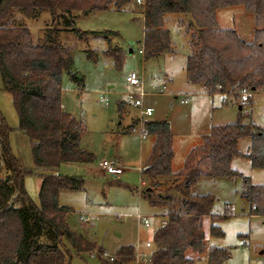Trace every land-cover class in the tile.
Wrapping results in <instances>:
<instances>
[{"label": "trees", "instance_id": "16d2710c", "mask_svg": "<svg viewBox=\"0 0 264 264\" xmlns=\"http://www.w3.org/2000/svg\"><path fill=\"white\" fill-rule=\"evenodd\" d=\"M132 1L0 0V79L12 97L17 131L28 138L33 162V168L26 169L13 156L8 142L12 130L0 115V264H70L72 255L85 254H96L103 264L135 261L132 245H122L111 260L104 259L102 248L66 223L72 209L59 205V193L81 190L83 180L60 175L58 168L63 163H92L95 156L81 146L86 131L83 123L65 112L61 104V76L71 66L68 50L51 33L34 42L23 24L24 18H37L47 11L55 31L99 35L74 29L77 17L109 9L120 11ZM137 7L143 18L145 59L173 52L169 30L164 27L168 15L189 16L188 81L202 86L207 94L240 98L246 90L249 96L241 102L251 103V95L264 84V0H144ZM234 7H242L253 16L255 30L250 44L234 30L217 26V11ZM108 55L116 64L121 63L118 49ZM123 105L119 102V108ZM249 119L247 113L233 123L210 127L202 144L189 151L183 167L175 173L182 179L171 188L179 194L177 199L168 194L163 197L159 191L163 184L158 178L172 174L170 125L167 120L143 123L144 134L152 136L154 142L142 162L140 177L148 183V203L163 208L166 221L153 232V249L138 264H194L205 250L207 236L221 235L217 223L226 216L213 213L214 197L193 195L189 189L202 178L238 177L231 168L237 157L248 160L251 169H264V130ZM244 138L250 144L241 154L238 142ZM30 175L40 179L37 205L24 188ZM243 183L242 198L250 207L249 216L264 217V185H252L246 179ZM229 257V251L212 247L207 264H223Z\"/></svg>", "mask_w": 264, "mask_h": 264}, {"label": "rangeland", "instance_id": "374dc122", "mask_svg": "<svg viewBox=\"0 0 264 264\" xmlns=\"http://www.w3.org/2000/svg\"><path fill=\"white\" fill-rule=\"evenodd\" d=\"M138 7L133 0L120 11L109 9L77 17L74 29L99 35L55 31L57 27L49 25L53 22L47 11L37 18L23 19L34 42L42 41L51 33L70 54V70L61 76V104L65 112L83 123L86 131L81 146L92 152L95 159L90 164L59 166L58 174L81 178L83 187L78 191L60 192L58 203L73 210L66 215L69 228L95 242L104 250L102 256L107 260H111L122 245H132L137 252L148 256L153 245L147 248L145 244L151 242L153 232L164 220V209L148 203V183L140 177L142 162L150 152V138L141 137L142 121L167 120L170 125L172 174L158 180L163 184L159 189L161 195L168 194L174 199L179 194L172 189L182 180L176 178L175 173L183 167L189 151L202 143V137L209 133L211 126L233 123L240 115L248 113L249 121L264 130V84L251 95L249 105L234 95L194 94L201 92L202 86L190 83L185 72L189 47L184 33L191 32L187 27L190 17L168 15L165 28L169 30L173 52L145 59L144 54L139 53L143 48V18ZM216 20L219 29L234 30L245 43H252L253 16L242 7L221 9ZM47 28L51 31H46ZM115 49L119 50L120 64L108 55ZM131 72L142 80L143 105L153 109L150 117H142L129 98L138 91L126 84L125 78ZM181 100H186L187 104ZM121 101L125 102V107L119 108ZM0 115L12 130L8 142L13 156L23 168L32 169L29 140L17 131L13 100L3 89L1 79ZM130 127L133 128L128 132ZM249 144V139H241L239 152L245 154ZM112 159L124 169L115 179L99 168V162ZM231 168L239 173L238 177L202 178L189 189L193 195H212L213 213L226 216L217 223L221 235L207 236L205 250L194 264H207V252L212 247L230 252L223 264H264V217L249 216L250 207L242 198L243 180L252 185H264V169H251L249 161L242 157L234 158ZM39 184L40 179L33 175L24 180L25 191L36 205ZM167 189L172 192L165 193ZM81 214L88 223L80 222ZM137 214L148 219V228L139 223ZM70 264L103 263L96 254H85L72 255Z\"/></svg>", "mask_w": 264, "mask_h": 264}, {"label": "built area", "instance_id": "2783aa9c", "mask_svg": "<svg viewBox=\"0 0 264 264\" xmlns=\"http://www.w3.org/2000/svg\"><path fill=\"white\" fill-rule=\"evenodd\" d=\"M144 2V0H135V3L137 5H142ZM140 54H143L142 49L139 50ZM125 81L127 83V85L138 89L137 92H135L134 94H130L129 98L133 103V106L135 108H137L140 112V115L142 117H150L152 116L153 113V109L150 107H144L143 105V98L145 96V93L143 91V83L141 78L138 76L137 73L135 72H131L129 75H127V77L125 78ZM249 96V93L246 90H242L241 94H240V99L242 101H245L247 99V97ZM100 167L102 168V170L104 171V173L109 176V177H115L118 175H121L123 173V168L120 167L114 160H103L100 163ZM137 219L139 221H141L143 223V225L145 227H149V222L146 219V217H143L141 215H137ZM83 221H87V218H83ZM145 246L147 248H150L151 245L150 243H146ZM135 258H137V260L135 261V264H138L142 261H145L147 259L148 256H146L145 254H141L140 252H137L135 250ZM106 256V255H105Z\"/></svg>", "mask_w": 264, "mask_h": 264}, {"label": "crops", "instance_id": "0c3cea01", "mask_svg": "<svg viewBox=\"0 0 264 264\" xmlns=\"http://www.w3.org/2000/svg\"><path fill=\"white\" fill-rule=\"evenodd\" d=\"M218 12V11H217ZM217 14V13H216ZM216 22H217V20H216ZM166 25V22H165V24H164V27H166L165 26ZM217 26H218V23H217ZM219 27V26H218ZM166 29V28H165ZM168 30V29H167ZM237 33V32H236ZM184 36H185V39L187 40V34H186V32L184 33ZM239 36V35H238ZM172 47H173V44H172ZM170 54V53H169ZM127 77V76H126ZM127 84V83H126ZM190 94H193V93H190ZM190 94H188V95H190ZM194 94H203V95H207V96H210V97H221V95L222 94H207V93H205V91L203 90V88L201 89V92H196V93H194ZM222 96H224V95H222ZM240 96V95H239ZM241 100V99H240ZM124 105H123V107H125V102H123V101H121ZM181 102L182 103H184V104H187V101L186 100H181ZM134 107V106H133ZM137 109V108H136ZM239 109L241 110L242 108H241V106L239 107ZM135 119H137L136 117H135ZM136 121V120H135ZM144 123V121H142L141 122V124H143ZM203 136V135H202ZM142 138H147V137H149L150 138V143H149V145H150V152H151V147H152V144H153V142H154V138L152 137V136H146L145 134H144V130H143V125H142V136H141ZM204 137V136H203ZM203 137H202V139H203ZM202 144V143H201ZM200 144V145H201ZM196 146H199V145H196ZM196 146H194V147H196ZM193 147V148H194ZM83 148V147H82ZM84 149V148H83ZM86 149V148H85ZM87 151V150H86ZM88 152H90V151H88ZM150 152L147 154V156L150 154ZM90 153H92V152H90ZM93 154V153H92ZM94 155V154H93ZM95 156V155H94ZM147 156H146V158H147ZM112 160H114V159H112ZM145 160V159H144ZM116 163H117V161H115ZM83 164H90V163H83ZM118 164V163H117ZM119 165V164H118ZM99 168L102 170V168L100 167V162H99ZM140 170H141V168H140ZM123 172H124V169H123ZM114 179L116 178V176L115 177H113ZM141 184H144V181H141ZM68 207V206H67ZM71 208V207H70ZM72 209V208H71ZM72 212H73V210H72ZM87 215H90V214H87ZM137 215H139V214H137ZM137 215H136V219H137ZM85 215L84 214H81L80 215V222H82V224H86V223H88L89 221H83L82 219L83 218H86V217H84ZM147 219V218H146ZM138 220V219H137ZM148 220V219H147ZM139 221V220H138ZM166 221V218L164 217V220L162 221V223H161V225L160 226H162V224L164 223ZM139 223L141 224L142 222L141 221H139ZM159 226V227H160ZM158 227V228H159ZM146 228H148V227H146ZM153 235V234H152ZM85 237V236H84ZM152 239V238H151ZM150 243V245L152 246V240H151V242H149ZM151 248V247H150ZM149 254H150V252H148Z\"/></svg>", "mask_w": 264, "mask_h": 264}, {"label": "water", "instance_id": "95a60500", "mask_svg": "<svg viewBox=\"0 0 264 264\" xmlns=\"http://www.w3.org/2000/svg\"><path fill=\"white\" fill-rule=\"evenodd\" d=\"M147 191H149V188L147 189Z\"/></svg>", "mask_w": 264, "mask_h": 264}]
</instances>
